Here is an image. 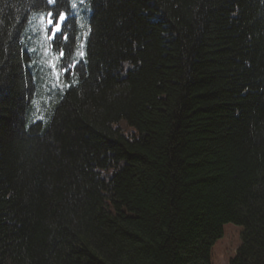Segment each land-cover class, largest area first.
<instances>
[{"label":"trees","instance_id":"16d2710c","mask_svg":"<svg viewBox=\"0 0 264 264\" xmlns=\"http://www.w3.org/2000/svg\"><path fill=\"white\" fill-rule=\"evenodd\" d=\"M229 222L264 264V0H0V264H212Z\"/></svg>","mask_w":264,"mask_h":264},{"label":"rangeland","instance_id":"374dc122","mask_svg":"<svg viewBox=\"0 0 264 264\" xmlns=\"http://www.w3.org/2000/svg\"><path fill=\"white\" fill-rule=\"evenodd\" d=\"M40 15V14H39ZM34 22L35 28L38 33V37L40 39L41 44H44L45 39L49 35L50 27L47 26L46 21L42 22L39 18ZM45 52L47 49L43 48ZM52 51L50 52L49 62L51 65L55 64V61L52 56ZM55 70V69H54ZM56 70L54 75H56ZM35 116L41 117V112L34 111ZM241 232L242 226H239L235 223L229 222L225 224V232L224 235L219 238L212 248V264H228L231 257L234 256L238 245L241 242Z\"/></svg>","mask_w":264,"mask_h":264},{"label":"snow or ice","instance_id":"6c2138e0","mask_svg":"<svg viewBox=\"0 0 264 264\" xmlns=\"http://www.w3.org/2000/svg\"><path fill=\"white\" fill-rule=\"evenodd\" d=\"M81 3H83V0H80ZM44 3L46 5H50V6H57V0H44ZM77 8V4L76 3H72L71 4V9H76ZM53 16H55V20L53 19ZM33 18H36V15H33ZM39 18L42 22L46 21L47 26H49L51 28V36L48 37L49 39H52L53 37H55L57 32H61V25L64 24L65 22V14L61 11H59L58 7L56 8L55 12L52 11H48L45 14L41 13L39 15ZM66 27V25H65ZM61 35L63 37V33L61 32ZM64 39H66V37H63ZM61 56H63V52L60 53ZM79 56L83 57L84 53L83 51H80L78 53ZM54 67V65H53ZM72 67V65H69L68 67L65 68V71H68L69 68Z\"/></svg>","mask_w":264,"mask_h":264}]
</instances>
